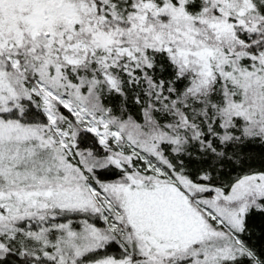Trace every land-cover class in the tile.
<instances>
[{"label":"snow or ice","instance_id":"obj_1","mask_svg":"<svg viewBox=\"0 0 264 264\" xmlns=\"http://www.w3.org/2000/svg\"><path fill=\"white\" fill-rule=\"evenodd\" d=\"M256 143L264 0H0V264H264Z\"/></svg>","mask_w":264,"mask_h":264},{"label":"trees","instance_id":"obj_2","mask_svg":"<svg viewBox=\"0 0 264 264\" xmlns=\"http://www.w3.org/2000/svg\"><path fill=\"white\" fill-rule=\"evenodd\" d=\"M247 154L245 166L264 167V145L250 144L244 149ZM235 171V169H233ZM252 228L250 242L257 247H264V217L253 215L249 221Z\"/></svg>","mask_w":264,"mask_h":264}]
</instances>
